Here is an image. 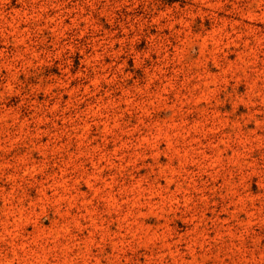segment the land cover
<instances>
[{
    "label": "rangeland",
    "instance_id": "1",
    "mask_svg": "<svg viewBox=\"0 0 264 264\" xmlns=\"http://www.w3.org/2000/svg\"><path fill=\"white\" fill-rule=\"evenodd\" d=\"M0 264H264V0H0Z\"/></svg>",
    "mask_w": 264,
    "mask_h": 264
}]
</instances>
